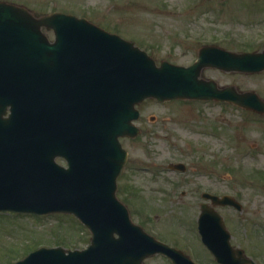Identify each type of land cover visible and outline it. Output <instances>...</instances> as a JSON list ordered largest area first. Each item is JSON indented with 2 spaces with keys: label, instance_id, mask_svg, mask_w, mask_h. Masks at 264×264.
<instances>
[{
  "label": "water",
  "instance_id": "obj_1",
  "mask_svg": "<svg viewBox=\"0 0 264 264\" xmlns=\"http://www.w3.org/2000/svg\"><path fill=\"white\" fill-rule=\"evenodd\" d=\"M43 26L54 29V41ZM215 65L259 72L264 51L228 53L208 45L190 65L157 64L134 41L85 17L64 12L35 17L0 1V210L74 213L92 233L86 249L42 247L18 264H143L157 252L175 264H197L134 222L117 197L128 156L119 137L140 132L133 123L140 115L136 104L148 97L230 100L264 113L257 93L219 88L202 76ZM7 105L9 116L3 117ZM59 156L67 166L57 162ZM207 196L214 204L241 208L229 195ZM201 210L199 231L218 261L252 263L233 248L214 206L204 203Z\"/></svg>",
  "mask_w": 264,
  "mask_h": 264
},
{
  "label": "rangeland",
  "instance_id": "obj_2",
  "mask_svg": "<svg viewBox=\"0 0 264 264\" xmlns=\"http://www.w3.org/2000/svg\"><path fill=\"white\" fill-rule=\"evenodd\" d=\"M260 1L28 0L37 9L84 16L133 40L157 63L184 65L196 60L200 40L214 37L222 42L229 36L228 44L238 51L264 48ZM203 75L254 89L264 98V71L226 74L208 68ZM138 107L141 132L122 137L129 154L117 189L133 220L200 264H219L200 241L197 222L201 203L207 202L202 193L232 194L242 210L216 208L233 242L264 264V114L213 99L148 98ZM172 163H183L185 170H173ZM89 237L87 226L72 213L0 211V264H14L41 245L82 249ZM144 264L171 260L157 254Z\"/></svg>",
  "mask_w": 264,
  "mask_h": 264
},
{
  "label": "flooded vegetation",
  "instance_id": "obj_3",
  "mask_svg": "<svg viewBox=\"0 0 264 264\" xmlns=\"http://www.w3.org/2000/svg\"><path fill=\"white\" fill-rule=\"evenodd\" d=\"M4 1H8V2H13V3H16V4H18V5H21V6H24V7H27L29 10H30V12H32L35 16H40V15H44V14H46V13H49V12H52V11H54V10H44V9H37L36 7H34V5H32V4H30L29 2H28V0H4ZM260 2H263V4H262V7H260V8H264V1H260ZM261 12V11H260ZM42 28H44V29H48L47 27H42ZM226 39H228V41H222L221 42V40H223V38H221V39H219V37H214V39H212V40H210V41H207V39H205L204 41H202V40H200L199 42H198V46L196 47V53H197V55L199 54V51L203 48V47H205V46H208V45H214L215 47H222V48H224L228 53L229 52H232V51H235V49L232 47V46H230L229 44H228V42H229V40H230V37L229 36H227V38ZM264 48H262V49H251V50H263ZM218 51L216 50V53H215V55L216 56H218ZM228 57V56H227ZM211 69H213V70H215L217 73H219V72H221V73H226V74H228V73H233L234 71L233 70H231L230 68H224V67H220V66H218V65H215V66H213ZM214 78V77H213ZM215 79V81H216V84H217V86L219 87V88H224V87H226V86H230V85H234L233 83H226V84H223V83H220L219 82V80H217L216 78H214ZM5 88H7V85L5 86ZM237 88V91H238V93H241V92H243V91H247V90H250V89H247V90H244V89H242V88H240V87H236ZM230 103V102H229ZM230 104H232V103H230ZM232 105H234V104H232ZM247 110V109H246ZM9 112H10V109H9V105H7L6 106V109H5V113L3 114V117H6V116H9ZM231 234H232V237H231V242H232V244L234 245V246H237V247H240V248H242V249H244V251L246 252V249H245V247H242V245L239 243V245H236L235 244V242H233L234 241V234L231 232ZM89 242H90V237H89V239H88V245H89ZM87 245V246H88ZM159 256H165V255H163V254H158ZM12 260L13 259H11V261L9 260L8 262L9 263H11L12 262ZM15 264V263H14ZM172 264V263H171Z\"/></svg>",
  "mask_w": 264,
  "mask_h": 264
}]
</instances>
